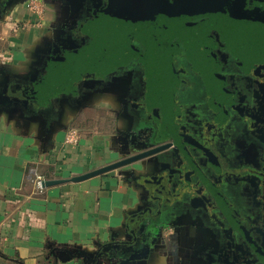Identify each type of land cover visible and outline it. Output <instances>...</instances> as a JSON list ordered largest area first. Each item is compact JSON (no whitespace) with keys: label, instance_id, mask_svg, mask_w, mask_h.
Here are the masks:
<instances>
[{"label":"flooded vegetation","instance_id":"obj_1","mask_svg":"<svg viewBox=\"0 0 264 264\" xmlns=\"http://www.w3.org/2000/svg\"><path fill=\"white\" fill-rule=\"evenodd\" d=\"M10 1L0 0V9ZM53 1L70 5L71 22L54 34L60 42L51 40L52 48L66 39L81 43L85 26L111 2ZM124 1L127 29L142 21L141 39L150 43L132 35L138 54L86 73L78 87L114 93L128 116L125 128H116L124 148L170 144L141 178L153 199L144 215L191 239V264H264V41L252 35L257 23L246 21L242 36L215 13L183 18L177 12L189 11L181 0ZM224 1L242 17L235 0ZM245 2L264 10V0ZM150 229L137 239L147 241Z\"/></svg>","mask_w":264,"mask_h":264},{"label":"crops","instance_id":"obj_2","mask_svg":"<svg viewBox=\"0 0 264 264\" xmlns=\"http://www.w3.org/2000/svg\"><path fill=\"white\" fill-rule=\"evenodd\" d=\"M27 1L0 9V92L9 84V97L0 99V264H191V239L172 236L171 225L144 215L153 199L141 178L155 154L70 180L144 148L120 144L116 128L123 130L128 116L111 90L47 80L53 17L45 20ZM70 131L77 143L67 141ZM38 179L66 181L39 188ZM150 226V250L141 257L145 242L137 237ZM162 227L166 235L159 236ZM98 251L108 255L93 263Z\"/></svg>","mask_w":264,"mask_h":264},{"label":"water","instance_id":"obj_3","mask_svg":"<svg viewBox=\"0 0 264 264\" xmlns=\"http://www.w3.org/2000/svg\"><path fill=\"white\" fill-rule=\"evenodd\" d=\"M179 3V6L182 5V3H185L184 9L189 11V13L187 12L183 15L180 13L181 11L177 12V14H180L183 18L189 19L203 14L210 15L215 13L216 18L219 19L222 24L231 23V27L236 28L237 30H242L240 32L242 36L244 30L248 29L246 21L250 20L255 22L257 24L252 27V35L254 36L255 40L261 42L264 41V24L262 23L264 22V10L256 8L249 9L245 0H235L233 1L234 4L232 3L235 10L243 14L241 18L233 16L236 14H232L230 7H227V2L224 0H181ZM125 4L126 2L124 0H111L110 6L100 14L99 19L97 21L93 20L85 26L81 43L73 39H66L64 43L55 45L47 53L43 60L45 69H49L52 77L59 80V82L65 83L68 81L80 80L86 73L90 71L106 69L108 66H111L114 61L124 60L129 54H138L139 52L134 50L130 45V37L135 35L141 39L142 21L135 23L136 30H131L130 32L127 29V23L125 22L126 20L121 15V12L124 10L123 6H125ZM125 9L127 11L128 7L126 6ZM140 11L141 10H139L138 13ZM125 31H127V34L124 33ZM89 35L93 37V40L89 43H86L85 41L86 39L88 40ZM141 41L145 44V46L150 43L149 40L141 39ZM8 91L9 84L5 83L0 92L1 101L7 100L9 97ZM168 146H170V144L151 147L148 150L124 157L100 168L73 176L70 178V180L79 181L102 174L117 167L135 162L139 159L152 156ZM64 181H66V179L43 180L42 186L58 184ZM143 182L145 183V181ZM142 241L145 242V240ZM122 243L125 244V242ZM135 248L136 246L134 245L130 249L133 250ZM104 254L108 255L106 252H96L91 258V261L95 263L96 259ZM119 255H121V253L117 252V256Z\"/></svg>","mask_w":264,"mask_h":264},{"label":"rangeland","instance_id":"obj_4","mask_svg":"<svg viewBox=\"0 0 264 264\" xmlns=\"http://www.w3.org/2000/svg\"><path fill=\"white\" fill-rule=\"evenodd\" d=\"M39 2H40L41 7H42L41 13H39V15L41 17H45L44 18L45 20L49 19V17H51V18L53 17L52 21L49 24V28H50V32H51L50 38H52L51 40H53V41L56 40V42L58 40L60 42V40L58 39V36H56L54 34H57L59 29H64V27H67V25L70 24V22H71L70 19H69V21H67L65 23V20L68 19V16L71 13L70 12V5H68L67 3H63V2L59 3L58 1H53V0H39ZM0 26H1V24H0ZM50 76H51V72L48 75V79H47L48 81L51 80V79H49ZM85 118H86V116H85ZM82 120H83V122H85L84 121L85 119H82ZM94 121H95V119H94ZM85 123H87V121ZM165 235H166V233H165ZM140 248L141 249L139 252L142 254L141 257L143 255H145V253L148 252V250H150L148 243H146V240H145V243L142 246H140Z\"/></svg>","mask_w":264,"mask_h":264},{"label":"built area","instance_id":"obj_5","mask_svg":"<svg viewBox=\"0 0 264 264\" xmlns=\"http://www.w3.org/2000/svg\"><path fill=\"white\" fill-rule=\"evenodd\" d=\"M27 6L30 10H32L34 13L39 14L41 13V4L39 0H28L27 1ZM79 140V135L76 133V131H70L68 136H67V141L71 143H77ZM37 185L39 188L42 186V180L38 179L37 180Z\"/></svg>","mask_w":264,"mask_h":264},{"label":"trees","instance_id":"obj_6","mask_svg":"<svg viewBox=\"0 0 264 264\" xmlns=\"http://www.w3.org/2000/svg\"><path fill=\"white\" fill-rule=\"evenodd\" d=\"M45 73H46V75L48 76L50 72H48V70L45 69Z\"/></svg>","mask_w":264,"mask_h":264}]
</instances>
